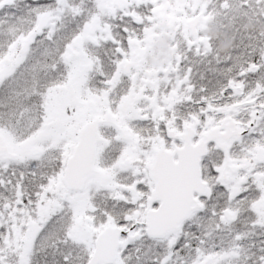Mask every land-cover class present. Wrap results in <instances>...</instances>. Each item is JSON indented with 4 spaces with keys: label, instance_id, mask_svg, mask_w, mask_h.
<instances>
[{
    "label": "snow or ice",
    "instance_id": "6c2138e0",
    "mask_svg": "<svg viewBox=\"0 0 264 264\" xmlns=\"http://www.w3.org/2000/svg\"><path fill=\"white\" fill-rule=\"evenodd\" d=\"M0 264H264V0H0Z\"/></svg>",
    "mask_w": 264,
    "mask_h": 264
},
{
    "label": "flooded vegetation",
    "instance_id": "af4514ba",
    "mask_svg": "<svg viewBox=\"0 0 264 264\" xmlns=\"http://www.w3.org/2000/svg\"><path fill=\"white\" fill-rule=\"evenodd\" d=\"M247 27L249 30H252L255 26L252 24H249V25H247ZM212 32L217 33V35L212 36L210 34ZM205 36L207 39L215 42L216 46L218 47V49L221 53L228 52L230 49H232V47L235 43V39H234L233 33H232L230 28H219L214 23H210L208 25L207 30L205 32ZM223 44L229 45L228 51H226V52L221 51V45H223ZM158 47L160 49V55L166 57V55H167L166 42L162 43ZM152 62H157V61H152Z\"/></svg>",
    "mask_w": 264,
    "mask_h": 264
},
{
    "label": "clouds",
    "instance_id": "9594fccd",
    "mask_svg": "<svg viewBox=\"0 0 264 264\" xmlns=\"http://www.w3.org/2000/svg\"><path fill=\"white\" fill-rule=\"evenodd\" d=\"M212 36H215V35H217V33H215V32H212V33H210ZM228 48H229V45L228 44H223V45H221V51L222 52H226V51H228Z\"/></svg>",
    "mask_w": 264,
    "mask_h": 264
}]
</instances>
